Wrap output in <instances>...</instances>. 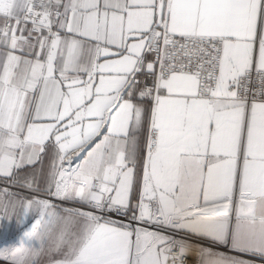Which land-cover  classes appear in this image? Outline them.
<instances>
[{
  "label": "snow or ice",
  "instance_id": "obj_1",
  "mask_svg": "<svg viewBox=\"0 0 264 264\" xmlns=\"http://www.w3.org/2000/svg\"><path fill=\"white\" fill-rule=\"evenodd\" d=\"M13 217L0 264L264 261V0H0Z\"/></svg>",
  "mask_w": 264,
  "mask_h": 264
},
{
  "label": "crops",
  "instance_id": "obj_2",
  "mask_svg": "<svg viewBox=\"0 0 264 264\" xmlns=\"http://www.w3.org/2000/svg\"><path fill=\"white\" fill-rule=\"evenodd\" d=\"M47 165L48 161L45 160V168H47ZM17 212H19V209H17ZM18 234V225L15 217L11 220H0V245L13 243Z\"/></svg>",
  "mask_w": 264,
  "mask_h": 264
},
{
  "label": "built area",
  "instance_id": "obj_3",
  "mask_svg": "<svg viewBox=\"0 0 264 264\" xmlns=\"http://www.w3.org/2000/svg\"><path fill=\"white\" fill-rule=\"evenodd\" d=\"M15 241V240H14ZM8 244H4V245H0V246H7ZM192 257L189 258V264H191V261H192Z\"/></svg>",
  "mask_w": 264,
  "mask_h": 264
},
{
  "label": "bare ground",
  "instance_id": "obj_4",
  "mask_svg": "<svg viewBox=\"0 0 264 264\" xmlns=\"http://www.w3.org/2000/svg\"><path fill=\"white\" fill-rule=\"evenodd\" d=\"M255 259V258H253ZM258 262H260L259 264H264V261H261V260H257Z\"/></svg>",
  "mask_w": 264,
  "mask_h": 264
},
{
  "label": "rangeland",
  "instance_id": "obj_5",
  "mask_svg": "<svg viewBox=\"0 0 264 264\" xmlns=\"http://www.w3.org/2000/svg\"><path fill=\"white\" fill-rule=\"evenodd\" d=\"M255 260L257 261V260H260V258L259 257H255ZM260 262H258L257 261V264H259Z\"/></svg>",
  "mask_w": 264,
  "mask_h": 264
}]
</instances>
